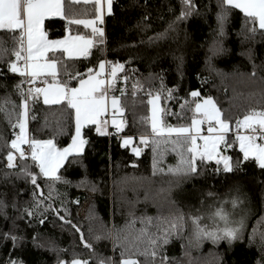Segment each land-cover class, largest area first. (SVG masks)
I'll use <instances>...</instances> for the list:
<instances>
[{
	"label": "trees",
	"instance_id": "16d2710c",
	"mask_svg": "<svg viewBox=\"0 0 264 264\" xmlns=\"http://www.w3.org/2000/svg\"><path fill=\"white\" fill-rule=\"evenodd\" d=\"M193 3L197 11L187 20L178 23L175 30L167 31L163 38L150 39L164 33L176 19L181 11L180 0H114L113 14L105 18L104 43L97 44L88 58L61 57L64 64L58 65L57 78L70 87L79 83L77 74L86 77L87 69L92 68L94 72L101 60L124 65V71L117 74L119 78L109 93L119 98L126 126L119 133L112 127L109 135L98 134L94 125L86 126L83 135L88 143L83 153L75 161L69 157L59 171L71 183L38 177L44 199L39 208L33 207L41 199L39 195L33 197L34 186L15 175L22 163L20 158L16 169L6 167L7 142L19 132L18 127L11 125L21 110L22 97L15 85L22 78L8 72L6 65L15 59L12 50L16 44L11 33L0 30V72L3 73L0 75V200L7 205L0 214V264H6L10 257L22 260L23 264H57L58 259H89L96 254L119 260L120 244L144 247L136 240L139 231L145 227L140 217L154 218L155 225L158 217L182 214L187 221L183 236L187 237L191 215L210 214L221 206L222 201H231L236 195L242 201V215H246L243 241L231 245L227 241L218 245L205 241L196 249L189 247L186 240L173 237L163 246L161 254L169 258L167 264H257L264 258L259 248L260 234L264 233V170L254 161H245L240 170L216 172L214 161L203 166L198 162L199 175L177 180L167 174V168L175 166L179 159L172 151V145L161 143L158 151L153 152L151 126L147 119L151 116L149 92H161L163 122L171 126L190 123L193 113L189 107L194 105H186L183 110L180 105L185 100L192 101L191 91H199L201 97L211 96L224 117L230 120L227 134L230 140L238 131V119L250 109L264 110V35L258 31L255 37L245 39L249 34L247 28L242 31L243 14L235 10L225 25V35L220 37L217 0H193ZM87 6L72 4L69 11ZM65 24L60 17L46 19L48 37H63ZM79 31L90 33L83 26ZM214 48L223 50L213 54L211 49ZM125 75L127 81L123 79ZM137 82L142 87L134 88ZM21 87L27 93V82ZM167 89L173 90V98H166ZM29 104L30 138L53 139L58 147L71 142L74 110L63 103L45 105L40 97L30 99ZM142 135L149 137L147 146L140 143ZM123 136L133 137L134 145L142 149L140 156L132 153L129 146L121 147ZM225 154L233 161L243 156L238 142ZM154 156L159 161L157 167L165 172L157 171L153 175ZM23 163L34 173L39 171L32 165L30 156ZM5 172L12 175L5 178ZM223 207L233 211L230 203H224ZM25 209H33L34 216H27ZM57 211L71 224L61 221ZM41 218L43 224L38 222ZM72 225L80 228L83 242ZM148 228L151 232L156 231L152 225ZM254 229L256 234L249 244ZM8 232L21 237L15 247L10 239H3V233ZM117 235L120 240L114 246ZM84 242L92 248H86ZM134 258L144 264V257ZM156 264H159V258Z\"/></svg>",
	"mask_w": 264,
	"mask_h": 264
},
{
	"label": "snow or ice",
	"instance_id": "6c2138e0",
	"mask_svg": "<svg viewBox=\"0 0 264 264\" xmlns=\"http://www.w3.org/2000/svg\"><path fill=\"white\" fill-rule=\"evenodd\" d=\"M81 2L93 5L94 13L91 18H77L70 13V6ZM180 4L181 11L176 19L168 25V29L150 39L163 38L167 35V31L175 30L178 23L187 20L197 11L193 0H180ZM217 8L219 9L216 14L217 31L220 37L225 35V25L235 10H239L243 14L242 31L247 28L249 34L245 36V39L249 36L255 37L258 31L264 35V0H217ZM106 14L109 16L113 14V0H67V4L66 0H0V30L11 33L16 44L12 50L15 59L7 62L6 66L9 73L18 74L22 78L15 85L18 94L22 97L19 105L21 110L17 113L16 122L11 125L13 128L18 127L19 132L14 133L15 138L7 142L9 150L6 154V167L10 170L17 168L15 161L16 154H18L22 163L15 175L17 178L23 177L34 186L33 197L37 195L41 197L34 204V208H39L44 203L43 191L40 190L41 186L37 183L38 177L53 182L71 183L63 178L59 171L69 161V157L75 161V158L83 153L84 147L88 143L82 131L86 126L94 125L95 131L100 135L110 134L108 132L109 123L116 129V133L121 132L126 126V121L116 118L117 113L123 114L119 98L115 96L109 98L108 95L119 78L117 74L124 71L123 64L99 61L98 71L93 73V69L88 68L86 79L83 78V74H77L80 76L78 87H70L67 82H61L57 78L59 75L58 65L64 64L61 57L88 58L91 55V50L97 44L104 43L105 33L102 25ZM49 17H60L66 21L65 35L62 38L49 39L48 32L45 30V20ZM80 26L90 29V33H80ZM222 50V48L211 49L213 54H218ZM248 55L251 59V50ZM106 65H111V71L107 73L108 79L102 78L105 75ZM2 74L0 72V75ZM65 74H67L66 69ZM252 74L255 75V72ZM40 78H43L44 87H32L27 90V93L24 92L21 87L23 83L34 84ZM49 78H51V83L48 82ZM123 79L127 81L128 77L125 75ZM135 87H142V85L137 82ZM161 90H164L162 81ZM166 92L167 99L173 98L172 89H167ZM123 94V90H121V95ZM189 95L193 98L192 101L185 100L180 108L183 110L186 105H194V107H189L193 113L190 123L186 126H171L164 125L158 116V113L162 111L158 104L161 92H157L155 95L149 92L148 103L152 107L151 116L147 119L151 126L153 152L158 151L161 143L165 145L170 143L172 151L176 152L179 158L175 166L167 168V174H171L177 180L193 178L200 174L198 162L200 166H203L212 161L215 162L216 172L222 170L225 173H231L234 170H240L245 161H254L260 169L264 170V110L250 109L242 119H238L236 128L247 130V134L237 132L234 139L230 140L227 136L230 131V120L224 117L215 100L211 96L201 97L197 90L191 91ZM40 96L43 97L45 105L63 103L67 108L74 110V134L71 135V142L66 147H58L53 139L39 140L29 137L27 127L30 111L29 100H36ZM109 109L112 111L110 122L105 118ZM205 124H207L206 135L203 134L202 128V125ZM158 137L161 139L158 140ZM121 139V147H128L133 141L131 136ZM139 139L142 145H148V136L142 135ZM237 142L243 156L242 159L233 161V158L226 155L225 152ZM24 144H27L30 149L27 155L21 147ZM131 152L140 156L142 149L133 146ZM29 156L32 165L39 170L36 173L31 171L26 163H23ZM158 163L159 161L154 156L153 175L157 171L165 172L163 168L157 167ZM10 175H12L11 172L4 173L5 178ZM236 191L239 192V189L237 188ZM208 195L213 194L208 193ZM49 197H51V188ZM224 203H230L232 209L235 210L242 201L240 196L236 195L231 201H222L221 206L210 214L191 215L187 237L183 236V232L187 229V221L182 214L158 217L156 218L158 222L155 225H153L154 218L140 217L139 219L145 227L139 231L136 240L144 245L143 248L135 244L131 246L120 244L119 260L96 254L89 259L73 258L71 261L58 259L57 264H90V260L92 264H141L139 259L134 258L141 256L144 257V264H156L157 258H159V264H167L169 258L161 253L163 246L170 243L173 237L186 240L189 247L196 249H199L205 241H210L213 245H218L221 241H227L229 245L243 241L246 215H239L237 218L234 211H227L223 207ZM6 207L5 202L0 200V214ZM48 207L50 208L51 205ZM24 213L29 217L34 216L33 209H25ZM56 215L61 221L71 224V221H66L64 216L59 215V211L56 212ZM135 219L134 217L130 223L134 224ZM206 219H210L211 224L204 223ZM38 222L43 224L44 219L41 218ZM149 225L155 227L156 231H149ZM72 227L80 233L83 242L84 235L80 228L76 225H72ZM255 234L254 229L252 236L249 237V244L252 243ZM3 239H10L15 247L21 237L8 232L3 233ZM96 239H100V237H96ZM124 239L127 241L128 237L126 236ZM119 240V235H117L114 246L119 243ZM84 246L92 248V245L87 242H84ZM259 248L262 257H264V233L260 234ZM6 264H23V261L10 257ZM257 264H264V258L258 260Z\"/></svg>",
	"mask_w": 264,
	"mask_h": 264
},
{
	"label": "rangeland",
	"instance_id": "374dc122",
	"mask_svg": "<svg viewBox=\"0 0 264 264\" xmlns=\"http://www.w3.org/2000/svg\"><path fill=\"white\" fill-rule=\"evenodd\" d=\"M96 71H98V68H97V70H95L93 73H95ZM107 71V68L105 69V75L102 77V78H104V79H108V76H106V72ZM87 77H85V79H86ZM42 81V80H41ZM36 82V81H35ZM50 83V82H49ZM45 86V85H44ZM44 86H42V87H44ZM79 86V85H78ZM77 85L76 86H73V87H78ZM156 93H153V95H155ZM108 95H109V98H111L112 96H115V95H112V94H110V93H108ZM115 97H117V96H115ZM41 98H42V101H43V97L41 96ZM118 98V97H117ZM158 104H159V107L161 108V110H162V104H161V100L158 102ZM151 105H150V113H151ZM163 111V110H162ZM162 111L160 112V113H158V116H159V118L161 119V121L163 122V118H162ZM105 118L106 119H108L109 120V122L111 121V119H112V111H111V109H109V113L108 114H106V116H105ZM116 118L117 119H122V116H121V114L120 113H117L116 114ZM163 124H164V122H163ZM164 125H166V124H164ZM110 126H112L111 125V123H109V126H108V132L110 131ZM28 127V126H27ZM113 127V126H112ZM202 128H203V134H207V131H206V129H207V124H205V125H202ZM83 131V130H82ZM241 133H243V134H247V130H242V131H240ZM28 134H29V131H28ZM123 137H125V136H123ZM259 142V141H258ZM198 143H200V141H198ZM67 146V145H66ZM66 146H64V147H66ZM133 146H135L134 145V142L132 141V144L129 146L130 148L131 147H133ZM238 146H239V144H238ZM21 147L25 150V149H27V147H28V149H27V153H26V155L30 152V149H29V146L27 145V144H24V145H21ZM14 151V150H13ZM15 154V153H14ZM17 155V159H16V161H15V163L17 164L18 163V158H19V156H18V154H16ZM212 210H210L209 212H211ZM234 212H235V214H236V216H237V218L239 217V215H242V213L244 212V209H243V207H241L240 205H239V207L237 208V209H235V210H233ZM212 212H214V211H212ZM211 212V213H212ZM205 215H207V214H205ZM208 221H210V219H208ZM79 259H82V258H79Z\"/></svg>",
	"mask_w": 264,
	"mask_h": 264
},
{
	"label": "crops",
	"instance_id": "0c3cea01",
	"mask_svg": "<svg viewBox=\"0 0 264 264\" xmlns=\"http://www.w3.org/2000/svg\"><path fill=\"white\" fill-rule=\"evenodd\" d=\"M113 2H114V0H113ZM66 4H67V0H66ZM79 4H81V5H85V6H87V5H89V6H87V7H85V8H79L78 10H76V9H74L72 12H71V14L72 15H74V16H76L77 18H91V16L93 15V13H94V10H93V5L91 4V3H89V4H84V3H79ZM106 16H107V14L105 15V18H106ZM49 18H54V17H49ZM105 18H104V24L102 25V27L104 28V33H105ZM46 19H48V18H46ZM88 31H90V29H87ZM60 38H62V37H60ZM49 39H58V38H49ZM104 39H105V34H104ZM92 51V50H91ZM49 55H51V53H49ZM106 61V60H105ZM106 68H107V65H106ZM87 77V76H86ZM85 78V77H84ZM41 80H43V78H40V79H38V80H36V81H41ZM48 82H50L51 83V78H49L48 79ZM27 84H29V83H27ZM79 85V83L77 84V86ZM42 87V86H41ZM40 98H41V96H40ZM41 100H42V98H41ZM111 130H112V126H110V131H109V133H111ZM116 130V129H115ZM243 129H239L237 132H240V131H242ZM29 131V130H28Z\"/></svg>",
	"mask_w": 264,
	"mask_h": 264
},
{
	"label": "built area",
	"instance_id": "2783aa9c",
	"mask_svg": "<svg viewBox=\"0 0 264 264\" xmlns=\"http://www.w3.org/2000/svg\"><path fill=\"white\" fill-rule=\"evenodd\" d=\"M111 71V65H107V73ZM107 73H106V76H107ZM41 86H44V84L42 83V81H36L34 84H27V90L29 88H32V87H41ZM25 152H27V150H25Z\"/></svg>",
	"mask_w": 264,
	"mask_h": 264
}]
</instances>
